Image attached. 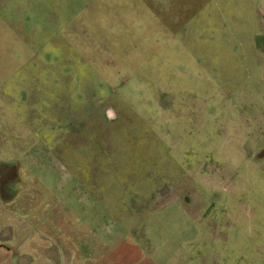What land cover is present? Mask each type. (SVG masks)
<instances>
[{
    "label": "rangeland",
    "instance_id": "obj_1",
    "mask_svg": "<svg viewBox=\"0 0 264 264\" xmlns=\"http://www.w3.org/2000/svg\"><path fill=\"white\" fill-rule=\"evenodd\" d=\"M6 163L51 259L264 264V0H0Z\"/></svg>",
    "mask_w": 264,
    "mask_h": 264
},
{
    "label": "crops",
    "instance_id": "obj_2",
    "mask_svg": "<svg viewBox=\"0 0 264 264\" xmlns=\"http://www.w3.org/2000/svg\"><path fill=\"white\" fill-rule=\"evenodd\" d=\"M16 181H19L17 168L11 163H6L4 166L0 164V264H34L37 260H41L42 263L48 262L47 264H71V262L76 264V261L77 264H84L87 258H84L83 262L82 257L76 254V249L79 250L80 254L81 241L78 244L79 247L75 248L77 245L75 238H73L74 258H65L63 255L61 261L57 256L51 259L49 247L44 244L46 233L43 230L49 228L46 227L47 217H44V213L39 217L38 215L33 216L35 213L32 206L33 198L27 191L20 195L16 188L12 187ZM59 206L60 202L57 201L54 209L58 210L57 207ZM33 220H35V227L42 229L40 234L38 233V242L33 241ZM91 234L90 230L89 242L86 241L88 245L85 243L90 252L98 248V244H92ZM93 234L96 238L95 233ZM61 237H65L64 233ZM101 242L99 248L108 247L106 241ZM85 245L83 246L85 247ZM34 250L38 256L33 258ZM89 257L91 259V256ZM220 257L202 255L194 260L198 264H220ZM146 264H157V261H150Z\"/></svg>",
    "mask_w": 264,
    "mask_h": 264
}]
</instances>
